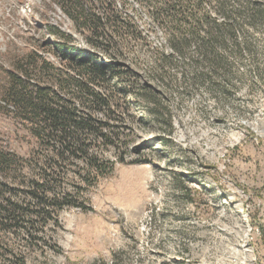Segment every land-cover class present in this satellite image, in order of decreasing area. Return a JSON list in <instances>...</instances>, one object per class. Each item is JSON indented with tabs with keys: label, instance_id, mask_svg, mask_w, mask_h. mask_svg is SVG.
<instances>
[{
	"label": "rangeland",
	"instance_id": "1",
	"mask_svg": "<svg viewBox=\"0 0 264 264\" xmlns=\"http://www.w3.org/2000/svg\"><path fill=\"white\" fill-rule=\"evenodd\" d=\"M249 14L264 0H0V83L26 52L65 79L72 51L108 66L94 86L104 105L62 91L98 120L76 150L0 111L15 155L0 175L13 206L0 264H227L228 245L247 241L262 252L245 225H264V24ZM207 16L238 31L198 62L184 37ZM90 159L111 170L94 180Z\"/></svg>",
	"mask_w": 264,
	"mask_h": 264
},
{
	"label": "trees",
	"instance_id": "2",
	"mask_svg": "<svg viewBox=\"0 0 264 264\" xmlns=\"http://www.w3.org/2000/svg\"><path fill=\"white\" fill-rule=\"evenodd\" d=\"M246 19L250 23L264 24L263 14H249ZM237 31L233 21L218 23L214 18L207 16L198 22L197 28L190 35L191 38L184 37L185 47H193L196 56L194 60L198 62L209 60L211 56L222 57L220 49H230L233 43L230 45L229 39L234 42ZM178 48L179 46H176V49ZM57 50L62 58L68 57L70 60L72 58L76 68L72 79L63 78L58 74L59 70L46 59L33 52H26L13 62L12 68L4 72L3 81L0 83V111L5 114L11 113L15 118L31 124V127H37L30 130L33 136L41 140L44 138L53 140L65 146L70 145L76 150L82 131L85 129L95 132L94 126L98 120L81 115L73 103L72 107L66 103L61 96L62 91L72 85V94L79 92L91 104L104 105L105 99L94 86L108 75V66L96 63L91 57L74 54L73 51L70 58V49L64 47H57ZM14 158V154L6 152L0 146V175L12 170ZM87 163L90 172L95 175L94 180L111 170V168L106 170L105 166L94 159ZM3 185L0 179V214L6 213L4 216H10L13 206L7 203L8 198H5L2 204ZM186 189L187 192H192L190 188Z\"/></svg>",
	"mask_w": 264,
	"mask_h": 264
},
{
	"label": "bare ground",
	"instance_id": "3",
	"mask_svg": "<svg viewBox=\"0 0 264 264\" xmlns=\"http://www.w3.org/2000/svg\"><path fill=\"white\" fill-rule=\"evenodd\" d=\"M261 99L264 101V90L261 92ZM258 112L264 114V107L260 108ZM245 225L248 227L247 230L249 232L253 231L258 234L257 226L252 223L249 224L248 220H246ZM227 264H264V253L255 250L254 246L248 244V241L246 243L243 242L238 247L230 249Z\"/></svg>",
	"mask_w": 264,
	"mask_h": 264
},
{
	"label": "built area",
	"instance_id": "4",
	"mask_svg": "<svg viewBox=\"0 0 264 264\" xmlns=\"http://www.w3.org/2000/svg\"><path fill=\"white\" fill-rule=\"evenodd\" d=\"M262 115H264V114H262ZM253 142L256 144L255 141H253ZM257 206H260V209H264V207H262V204L260 205V203H257ZM217 238H218V236H217ZM256 242H257V248L262 249V252L264 253V225H262L260 221H258V235L256 238ZM228 253L230 254L229 245H228ZM215 257H217V252L215 253ZM187 260L189 261V259H187ZM202 263H205V261H202Z\"/></svg>",
	"mask_w": 264,
	"mask_h": 264
}]
</instances>
